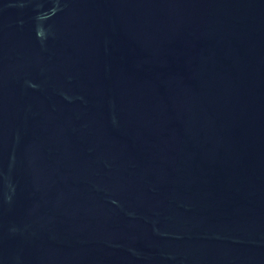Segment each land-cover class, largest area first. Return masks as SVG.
Segmentation results:
<instances>
[{
  "label": "water",
  "instance_id": "water-1",
  "mask_svg": "<svg viewBox=\"0 0 264 264\" xmlns=\"http://www.w3.org/2000/svg\"><path fill=\"white\" fill-rule=\"evenodd\" d=\"M0 264H264V0H0Z\"/></svg>",
  "mask_w": 264,
  "mask_h": 264
}]
</instances>
